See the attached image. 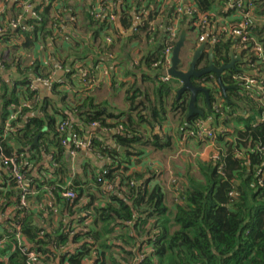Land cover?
I'll use <instances>...</instances> for the list:
<instances>
[{
    "label": "trees",
    "instance_id": "16d2710c",
    "mask_svg": "<svg viewBox=\"0 0 264 264\" xmlns=\"http://www.w3.org/2000/svg\"><path fill=\"white\" fill-rule=\"evenodd\" d=\"M189 1L197 7L199 14L216 12L218 17L230 16L225 11L229 0ZM69 2L36 0L38 17L35 18L18 7L19 3L10 11V0L0 17L3 30L0 43L9 50L20 48L25 51L39 43L47 47L65 32V28L78 22ZM153 3L155 0H148V4ZM141 4L142 0H126L119 13L125 28L135 26ZM166 9V13L173 14L174 7ZM259 9L257 14L264 16V10ZM20 15L27 22L25 28H10L9 24ZM72 18L76 21L72 22ZM196 18L186 16L183 29L194 31L190 26L197 21ZM90 20L95 26L100 25L101 30L112 28L106 21H96L91 15ZM140 29L145 31L146 27ZM253 33L264 46V25H258ZM233 45L234 40L216 44L214 59L217 66L230 62ZM164 48V44H160L154 57L143 59L151 71L159 73L155 100L144 102V91L131 87L127 93L129 112L122 121L119 118L122 115L108 114L92 97L72 103L67 109L59 108L52 99H41L37 91L31 89V84L38 78L53 77L56 67L49 68L46 73L39 60L28 68L19 65L20 72L26 74L20 82L13 85L3 83L0 93V156L17 161L22 171L34 179L32 187L36 194L29 197L32 214L25 215L20 221L24 236L22 244L11 236L16 220L0 221V240H4V248H0V264H264V95L235 80L242 72L239 64L235 70L223 75V82L229 88L226 95L216 80L211 81V110L206 108L205 95H199L197 107L204 104L205 116H193L187 127L189 131L198 132L201 127L196 121L214 119V126L209 130L214 138L200 143L213 142L221 148L210 161L197 160L184 174H178L171 202L168 189L161 184L150 187V177L153 178L155 173L135 170L133 159L142 158L148 146L161 152L171 144L170 138L155 134V129L163 128L169 120L170 110L165 97L173 91L172 88L165 89L159 79L163 71ZM4 57L3 52L0 67L7 70L11 65ZM154 64L157 67H153ZM59 66L61 72L66 71L64 80H68L67 84L73 85L79 76L90 92L88 88L94 82L93 70L84 74L71 64L70 69L62 63ZM192 82L200 85L195 78ZM62 85H52L59 96L62 95L59 91ZM180 89L177 88L176 93ZM186 94L179 101L174 98L172 109L182 114L183 124L191 99L190 94L188 98ZM145 95L148 96L146 91ZM23 104L27 106L22 108ZM20 108L18 119L12 123L13 130L6 134L11 111ZM113 118L118 119L117 123H108ZM66 122L70 125L61 131V125ZM96 124L101 132L117 129L114 139L124 152L94 139V154L102 159L104 167L91 171L84 167L82 174L78 170L74 174L71 151L62 142L74 133L85 136ZM237 125L243 128L237 129ZM39 134L38 145H34ZM99 135L96 133L97 137ZM43 157H52L56 167L42 166L34 178L35 165H39ZM3 178L0 213L20 205L22 192L15 179ZM70 190L77 194L73 201L63 197ZM50 200H54L53 209L46 205ZM56 208L62 209L57 224ZM74 217L80 231L73 236L74 226L70 221ZM23 246L36 251L35 262L31 263ZM68 248H74L75 253H70Z\"/></svg>",
    "mask_w": 264,
    "mask_h": 264
},
{
    "label": "crops",
    "instance_id": "0c3cea01",
    "mask_svg": "<svg viewBox=\"0 0 264 264\" xmlns=\"http://www.w3.org/2000/svg\"><path fill=\"white\" fill-rule=\"evenodd\" d=\"M22 2L24 1L11 0L10 11H12L11 8H13L17 3H19L18 7H21L20 5ZM125 2L126 0H120L122 5ZM96 3L97 0H70L69 4L76 12L78 22L75 26L71 25L65 28V32L63 31L62 35L55 42L49 43L47 47H45L43 43H39L36 47H32L25 51L20 48H10L11 50H9L6 45H2V43H0V54L4 52V60L11 65V67L7 70L0 67V93H2L3 83L13 85L26 77V74H22L20 72L21 69H19V65H21V68L24 69L39 60L45 67L44 71L46 73L50 70L49 68H53L54 66L56 67V71L52 84L38 85L37 93L43 100L52 99L53 102L57 103L59 108L67 109L71 107L72 103L85 99L86 97H92L96 101L95 103L101 104L104 111L108 112V114L116 117L122 115L119 117L122 121L125 115L129 112L127 93L131 87H136L144 91V102L147 103V99L154 101L155 92L158 87L157 77L159 73L151 71L149 67L145 65L143 59L145 57L152 58L155 56L157 47L160 44H163V36L161 37L157 34L154 36L155 39H153L152 36L149 37V35L145 36L143 34H135L133 29L138 26V22L135 20L134 27L125 28L122 24V18L120 16L112 28H109L108 30H101L100 25L95 26L90 20V11ZM1 6L2 3L0 0V8ZM259 7L261 8L259 9ZM258 9L260 11L264 10V0L258 4V7H256L254 12L256 27L258 25H264V16L257 14ZM216 15L217 13L215 12L214 16L216 17L217 24L222 19H227ZM148 18L149 16L146 17L145 20ZM113 33L115 34L114 43L108 44L107 37ZM189 33H191V31H189L188 34ZM211 34H213V37L215 36L216 38H220L222 40L220 27H213ZM196 48L197 45L192 50L185 52V55L189 57L187 58V61L186 59L184 60L186 65L190 63L192 58L191 56H193L192 51ZM212 48L215 49V46H209L207 48V53L203 57L205 60H201L202 62L199 64V69H203L206 65L210 64V62L206 60L209 58L208 53ZM237 55L241 56L244 61V63H237L239 64V68H243L244 66L246 67V53L242 50H237ZM111 57H113V59H111ZM136 62L139 63L138 66L135 65ZM59 63L65 64L69 69L71 64L74 69H77V71L79 70L84 74L93 70L94 82H91L88 88L90 92H87V88H85L79 76H76L75 83L73 85L67 84L68 80H66V82L64 80V73H66V71L61 72V69H59ZM150 75H154L153 78L149 77ZM256 75H258L257 72ZM56 83L63 84L59 90L60 93H62L60 96L53 90L52 85ZM179 86L182 87L181 82L180 85L177 84L174 88H172L173 91L170 92L168 97H165V101L170 110L167 124L163 128L157 127L155 129V134H161L162 137L170 138V147L166 150L158 152L154 149V147L148 146L146 148L145 155L142 158L133 159V162L136 164V171L140 173L148 171L155 173L153 178L150 177V187H154L157 184L162 185L166 174L170 176L172 174L173 176L176 173V166H173L174 169L172 168L173 171L170 172L167 170L169 167L166 164H163L162 161L164 162L166 160L172 162L174 160L177 161L176 163L180 164V161L182 160L187 162L186 167H188L193 163L188 162V157H186L188 156L187 154H192L197 158L196 160L206 162L210 161L221 148L219 144H215L213 142L202 144L199 140L189 137L190 131L187 127V123L189 121L186 120V123L183 124L182 114L172 111L174 107V98L177 97L179 93H176L177 88L180 89ZM145 91L148 96L145 95ZM62 99H64L65 102H62ZM179 100L180 99H177V101ZM197 108L200 111H203L204 104L200 103ZM206 108H208L207 102ZM14 111L15 110L13 109L11 113ZM32 115L33 114H31V116ZM222 119L225 120L226 117H222ZM117 121L118 119L113 118L109 120L108 123L114 124L117 123ZM196 122L201 129L210 130L212 129V126H214L215 120L209 119L203 122L199 120ZM242 128V125H237V129ZM222 129L223 127L219 128L220 131ZM99 130L100 129L94 130L92 128L87 131L85 135L86 139L89 136H93L95 133H99L106 145L113 148H120L114 139V136L118 133L117 129H111L110 131L104 130L103 132ZM145 130L147 132L149 131L147 128H145ZM148 133L147 135H149ZM119 150L121 153L124 152L121 148ZM174 161L172 162L173 165H175ZM104 164L105 163L102 159L99 160L96 157L93 150L82 149L75 158H72L71 168L74 170V174H76V170L82 174L84 167L90 171L93 170V168L101 170V168L104 167ZM42 166L50 169L53 166V163L48 157H43L40 164L35 165L36 170L34 172V178H37L39 168ZM164 171L165 174H163ZM6 175L7 174L4 170H0V184L4 180L3 177ZM33 181L34 179L32 178L31 184H33ZM35 184L36 183L34 182V185ZM70 184L71 182H69V185ZM169 192L168 197L171 202L173 199L172 190H169ZM55 212V223L57 224L61 219L57 216H61L62 209L56 208ZM78 217L79 216H77V218ZM77 218L74 217V220L70 222L76 223L78 221Z\"/></svg>",
    "mask_w": 264,
    "mask_h": 264
},
{
    "label": "built area",
    "instance_id": "2783aa9c",
    "mask_svg": "<svg viewBox=\"0 0 264 264\" xmlns=\"http://www.w3.org/2000/svg\"><path fill=\"white\" fill-rule=\"evenodd\" d=\"M9 1L10 0H1L2 6L0 8V17L4 13L6 3ZM35 1L36 0L24 1L20 6L26 13H29L31 16L37 18L38 16L35 13L34 5ZM259 1L260 0H229L225 10L230 16L227 19H222L217 24L215 20L216 18H213L214 14H199L197 7H195L189 0H155V3L152 5L148 4V0H142V4L139 7V11L135 18L138 22V26L133 29V32L135 34H143L145 36L149 35L154 37L157 34L161 37L163 36L162 41L165 46L162 55L163 71L159 76V79L163 83H169L173 79L169 75V70L172 67L173 51L180 39V35L183 30V21L186 16L191 17V19L197 16V21H194L191 24L190 29H194V31L191 32L197 33L198 44L200 45L204 42H208V46L214 47L217 43L234 40L236 51H247V65L246 67L244 66L241 68L242 72L235 77V80L240 81V84L244 85L246 88L264 95V73H262V70L264 69V46L259 43L253 35L256 27L254 12ZM123 5L120 3V0H97L96 5L90 11V15L94 20L99 22L106 21L113 27L119 19V13ZM155 7L157 10H155ZM169 7H174L172 15L165 12L167 10L166 8ZM61 11L64 13L67 12L65 9H62ZM152 14L153 17H151ZM148 16L149 18L145 20ZM71 21L75 22L76 18H72ZM26 25V20H24L23 15H20L16 20L9 24V27L16 30L20 27L25 28ZM141 27H146V30H141ZM213 27H220L222 40L220 38H216L215 36L213 37V34H211ZM2 32L3 30L0 28V33ZM114 36L115 34L113 33L107 37L108 44L114 43ZM111 59H113V57H111ZM135 65L138 66L139 63L136 62ZM153 67H157V64H154ZM59 69H61V67H59ZM252 72H255L254 75L250 74ZM256 72L258 75H256ZM53 78L54 76L49 79H35L31 84V89L37 91L38 85L52 84ZM214 80L215 78L212 77L211 81ZM256 101L258 102V100ZM26 106V104H23L22 108ZM22 108L10 114L8 121L6 122V134L13 130L12 123L18 119ZM69 125V122L63 123L60 130L64 131ZM92 128L97 130L100 126L96 124L93 125ZM189 137L195 138L199 141H204L205 139H213L214 135L213 132L209 130L200 129L198 132L190 131ZM94 139L103 143L101 136L97 137L96 133L93 136H89L87 139L86 136L82 137L80 134L74 133L69 139L63 140L62 144L71 151V158H75L82 149L93 150ZM48 158L53 163L52 157ZM98 158L101 159L99 156ZM53 167H56V165L53 164ZM0 170H4L7 174L6 177L15 179L21 186L22 192L20 205L10 207L5 212L0 213V221L16 220L14 229L11 231V236L22 244L24 242V236L23 226L20 221L25 218V215L32 214L33 208L29 202V197L36 194V189L32 187V178L28 177V175L22 171L20 165L15 159L3 158L0 156ZM63 197L67 200L73 201L77 198V194L70 190L65 192ZM46 205L53 209L54 200L48 201ZM40 207L42 208V206ZM16 211H19L21 214ZM17 214H19V216H17ZM72 226H74V229L71 232V235L74 236L77 232H79L77 222L72 223ZM0 248H4V240H0ZM68 251L70 253H75L74 248H68ZM23 252L28 255L31 263L36 261V251L31 249V247L23 246Z\"/></svg>",
    "mask_w": 264,
    "mask_h": 264
},
{
    "label": "water",
    "instance_id": "95a60500",
    "mask_svg": "<svg viewBox=\"0 0 264 264\" xmlns=\"http://www.w3.org/2000/svg\"><path fill=\"white\" fill-rule=\"evenodd\" d=\"M187 44L188 30L183 29L180 35V39L173 51L172 67L169 70V75L173 79L178 80L182 83V87L178 93V99H180L185 93H190L191 95L189 111L186 117V120L189 121L196 114L201 115L202 117L205 116V113L197 108V101L200 94L205 95L209 110L212 109L210 89L205 86L194 85L192 80L194 78L201 80L208 75H215L219 88L222 90L224 95H226V92L229 88L225 86L223 82V75H225V73H227L228 71L235 70L236 64L239 62L244 63V61L241 56L237 55L236 45H233L230 51V62L219 67L215 64L214 49L212 48L209 51L210 64L203 69H199V64L207 53L208 42H204L197 46L194 51H192L193 56L191 58L190 69H187L188 66H186V63L182 58L183 51L186 49ZM245 63H247V61ZM250 74L254 75L253 72ZM39 137L40 134L35 138L34 145H38Z\"/></svg>",
    "mask_w": 264,
    "mask_h": 264
},
{
    "label": "rangeland",
    "instance_id": "374dc122",
    "mask_svg": "<svg viewBox=\"0 0 264 264\" xmlns=\"http://www.w3.org/2000/svg\"><path fill=\"white\" fill-rule=\"evenodd\" d=\"M197 40H198V35H197V33L196 32H191V33H189L188 34V44H187V47H186V49L183 51V54H182V57H183V60H185L186 59V61L188 60L187 58H189L187 55H185V52L186 51H189V50H192L196 45L198 46V42H197ZM193 45V46H192ZM195 45V46H194ZM185 57V58H184ZM192 57V56H191ZM190 57V58H191ZM189 65V64H188ZM188 65H186V66H188ZM180 85V82L178 81V80H175V79H173L172 80V82H170V83H164V85H163V87L165 88V89H169V88H174L175 87V85ZM180 87V86H179ZM181 88V87H180ZM189 94L187 93L186 94V98H188L189 96H188ZM177 99H178V95H177ZM203 106V105H202ZM173 111V110H172ZM181 118V117H180ZM235 121H233V123H234ZM232 125H234V124H232ZM235 126V125H234ZM202 142V141H201ZM206 142V141H205ZM203 144V143H202ZM188 156H186V157H188V162H190V163H193V165L194 164H196L197 163V158L196 157H194L192 154H187ZM160 161H162V160H160ZM174 161V160H173ZM172 161V162H173ZM165 162V163H164ZM162 161V163L163 164H166L169 168L167 169V170H169L170 172L171 171H173V166H176V168H175V171H176V173L172 176V174H171V176L170 175H165V177H164V180H163V182H162V186L165 188V189H168V190H172V188H173V185H174V181H175V179H179V177H178V174L179 173H183L184 174V171L186 172V170H187V168L188 167H186L187 165V162H184V161H180V164H178V163H176L177 161H174V163H175V165H173V163L172 162H170V161ZM179 165V166H178ZM183 165V166H182ZM173 168V169H172ZM163 174H165V171L163 172ZM177 175V176H176ZM172 179H174V180H172ZM167 180V181H166ZM169 187V188H168Z\"/></svg>",
    "mask_w": 264,
    "mask_h": 264
},
{
    "label": "flooded vegetation",
    "instance_id": "af4514ba",
    "mask_svg": "<svg viewBox=\"0 0 264 264\" xmlns=\"http://www.w3.org/2000/svg\"><path fill=\"white\" fill-rule=\"evenodd\" d=\"M208 47H209V46H208ZM208 47H207V48H208ZM208 55H209V53H208ZM207 61L210 62V58H207ZM190 64H191V61H190L189 65H188L187 69H190ZM207 66H208V65H206L205 67H207ZM212 77H214L215 80H217L215 75H208V76L204 77L203 79L199 80V84H200V86H205V87H207V88H211L212 85H213V82H211ZM197 80H198V79H197ZM189 94H190V93H189ZM190 96H191V95H190ZM207 105H208V104H207ZM208 108H209V107H208ZM187 115H188V114H187ZM195 116H201V115L196 114Z\"/></svg>",
    "mask_w": 264,
    "mask_h": 264
}]
</instances>
